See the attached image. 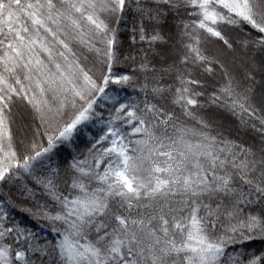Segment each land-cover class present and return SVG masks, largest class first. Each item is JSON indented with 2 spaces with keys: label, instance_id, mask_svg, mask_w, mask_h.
Wrapping results in <instances>:
<instances>
[{
  "label": "snow or ice",
  "instance_id": "obj_1",
  "mask_svg": "<svg viewBox=\"0 0 264 264\" xmlns=\"http://www.w3.org/2000/svg\"><path fill=\"white\" fill-rule=\"evenodd\" d=\"M0 264H264V0H0Z\"/></svg>",
  "mask_w": 264,
  "mask_h": 264
},
{
  "label": "trees",
  "instance_id": "obj_2",
  "mask_svg": "<svg viewBox=\"0 0 264 264\" xmlns=\"http://www.w3.org/2000/svg\"><path fill=\"white\" fill-rule=\"evenodd\" d=\"M229 34L232 35L231 32H229ZM128 93L129 95H131V98L133 100L136 99V94H133L131 89L128 90ZM219 122L225 126V132L231 138L237 141H243L247 143L253 142L254 134L251 132H245L243 129L239 128L238 121L232 116L228 114H223ZM92 131L95 132L96 128H93ZM13 218L17 222L28 225L33 230L38 232L42 239H51V234L48 232V230L43 225L37 226L35 222L28 219V217L24 216L22 213L13 212Z\"/></svg>",
  "mask_w": 264,
  "mask_h": 264
}]
</instances>
